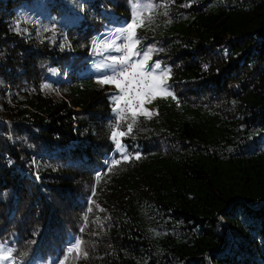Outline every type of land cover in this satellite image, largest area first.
I'll return each instance as SVG.
<instances>
[{
	"label": "trees",
	"instance_id": "trees-1",
	"mask_svg": "<svg viewBox=\"0 0 264 264\" xmlns=\"http://www.w3.org/2000/svg\"><path fill=\"white\" fill-rule=\"evenodd\" d=\"M129 2L0 0V81L22 95L0 101V242L14 264H264V0H152L139 45L171 70L176 99L118 137L133 158L116 167H102L111 133L131 115L114 122L109 91L75 60L61 79L57 44L36 74L21 57L25 12L81 11L67 32L81 58ZM77 238L87 258L67 254Z\"/></svg>",
	"mask_w": 264,
	"mask_h": 264
},
{
	"label": "snow or ice",
	"instance_id": "snow-or-ice-1",
	"mask_svg": "<svg viewBox=\"0 0 264 264\" xmlns=\"http://www.w3.org/2000/svg\"><path fill=\"white\" fill-rule=\"evenodd\" d=\"M130 2L132 21L125 28L117 30L112 36L100 40L96 44L97 47L102 46V52L112 50L120 53V55L107 56V62L98 65V68L107 69L111 73L110 75H104L98 82L105 85L114 84L119 89L121 94L112 97L115 105L113 111L117 113V119L120 121L126 120L128 114L132 117V122L126 126V132L113 130L111 133L110 138L115 142L116 150L122 153L121 159L111 162L112 167L120 165L121 160L130 161L133 158V156L127 154L118 137L130 135L137 124L139 116L143 115L150 118L155 114L150 113L144 107L145 102H151L157 97L176 99L174 93L169 90L166 84L171 70L163 68L160 62H154L149 68V53L154 49L149 48L142 53L138 48L140 38L137 36V30L146 26L147 23H151L157 5L152 3V0H130ZM145 12L148 13L147 17L144 15ZM118 41L122 42L118 43ZM114 128H119V124L115 125ZM134 158L140 159L139 153H136ZM112 167L109 168V171L112 170ZM86 219L87 217H85ZM83 244V240L77 238L67 249V254H75L77 258H80L81 255L87 258L88 253L84 250ZM10 257L11 250L0 244V261H6ZM66 260L67 255L60 264H65Z\"/></svg>",
	"mask_w": 264,
	"mask_h": 264
},
{
	"label": "rangeland",
	"instance_id": "rangeland-1",
	"mask_svg": "<svg viewBox=\"0 0 264 264\" xmlns=\"http://www.w3.org/2000/svg\"><path fill=\"white\" fill-rule=\"evenodd\" d=\"M42 1H47V0H40V2ZM129 5H130L129 6L130 13H129L128 19L124 21L122 19L111 20L112 22L109 24L102 23L104 24L103 28L99 31L94 32V34H92L88 42L85 55L81 58L77 57V54L74 52V50L71 47V44L67 41L68 30L71 28H75L76 25H78L82 21V19H84L83 13L81 11H79V14H76L73 12H59L57 14V13H52V11L48 9V12L56 18V19H53L52 21L47 20V18L45 17L46 11L44 9H41L37 14H33L32 10L27 11L21 15L20 19H17L16 26H15V30L21 34V37H22L21 43L24 47V51H22L21 57L23 58L26 56L28 59H32L33 57L36 58L34 62L33 70L31 71V74L33 75V74H36L37 68L40 66V63L44 55H47L45 53L46 51L43 45L54 43L60 46L62 50L58 58L61 64H64L63 68L60 66V69H59V70H62L61 79L65 78V75L67 74L69 70L68 68L71 67L73 60H75V63L73 64V66L82 65L85 71L91 72V74L93 75L94 82L99 86H105L107 91H109V101H110L111 111L113 114H115L114 122H116L118 121V119H117V113L113 111V108L115 105H114L112 97L116 95H120L121 93L119 92V89H117L114 84L105 85V84H101L98 82L100 79H102L104 75L111 74L110 71L107 69L98 68V65L102 63H106L107 56L120 55V53H117L112 50L102 52L101 51L102 46L97 47L96 44L100 40H103L107 37L112 36L117 30L125 28L127 24L132 21L133 16H132L131 2H129ZM35 7H38V5L34 6L33 8L35 9ZM93 25H94L93 23H86L87 27L93 26ZM120 42L122 41H118V43ZM149 47L150 46L148 45H145V46L138 45V48L142 53L146 51L147 49H149ZM31 52H34V55ZM149 55H150V60L148 61L149 68H151L154 62H160L163 68H168V66L165 63H163L160 59L153 58L151 55V52L149 53ZM18 71L19 70H15L13 74L19 73L20 76L22 75L24 76V74L26 73V72H22V71L18 72ZM26 75L30 76V74L28 73H26ZM8 78H12V77L9 76ZM0 83H1L0 86L2 89L1 90L2 95L0 94V101L2 100L3 102H6L7 104H13V101H16L19 96H22L21 92H16L13 90L16 87H11V86L6 85L5 81L3 80L0 81ZM166 84L169 87V90L172 92L169 79H167ZM43 85H44L45 90L47 91L52 90L53 92H56V89H53L51 85L49 84V82H45ZM46 85L47 87H45ZM158 98L160 97H157L156 99ZM156 99L152 100L151 102L146 101L144 104V107L150 113L154 111V107L152 103ZM121 107H123V105H121ZM0 151L1 153L7 152V148H5L4 146V149H3V147L0 145ZM121 156H122V153L116 150L115 142H114L113 148L111 152L108 153V155L105 157L102 167L103 166L108 167L113 160L121 159ZM99 172L100 171H98L97 174H99ZM0 244L5 245L6 249H10V247L7 244L3 242H0ZM69 246L70 245L66 246V252ZM68 258L70 259V255H68ZM62 260H65V258H61L57 260L54 264H60ZM0 264H14V263H13L12 258L10 257L6 261H0ZM31 264H43V263L33 262ZM44 264H48V263L45 262Z\"/></svg>",
	"mask_w": 264,
	"mask_h": 264
}]
</instances>
